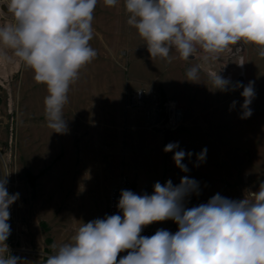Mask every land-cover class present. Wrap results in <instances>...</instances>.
I'll return each instance as SVG.
<instances>
[{"label":"rangeland","instance_id":"obj_1","mask_svg":"<svg viewBox=\"0 0 264 264\" xmlns=\"http://www.w3.org/2000/svg\"><path fill=\"white\" fill-rule=\"evenodd\" d=\"M0 8L7 12L6 5ZM8 19L0 15V22ZM126 21L123 0L112 8L99 0L90 41L97 56L70 85L64 134L47 126V90L32 71L0 61V175L8 174L7 190L19 193L21 201L20 218L11 222L31 228L25 235L32 245L24 249L51 250L53 244L70 242L83 222L103 218L108 190L123 174L133 186L152 190L156 182L170 179L178 185L185 175L195 179L200 194L188 198V207L216 193L243 199L264 181V58L256 47L232 46L219 60L201 64L200 79L190 82L186 69L201 63L198 58L184 61L173 51L171 63L152 59ZM219 70L233 84L254 82L250 118L240 119L243 88L213 89L209 73ZM138 89L146 92L134 105L131 97ZM234 100L238 103L230 111ZM169 102L181 117L175 129L166 126ZM170 142L193 153L182 161L188 172L175 165L172 152H164ZM204 149L205 160L196 166V154ZM160 228L178 230L171 220L154 223L155 232ZM13 257L21 264H46L31 252L16 251Z\"/></svg>","mask_w":264,"mask_h":264},{"label":"clouds","instance_id":"obj_2","mask_svg":"<svg viewBox=\"0 0 264 264\" xmlns=\"http://www.w3.org/2000/svg\"><path fill=\"white\" fill-rule=\"evenodd\" d=\"M120 0H103L106 7ZM99 0H4L10 17L0 22V61H14L30 69L36 83L46 87L44 113L53 132H67L64 106L70 85L97 51L93 39L94 12ZM126 23L145 41L152 59L171 63L170 53L181 60L201 63L186 69V79H200L201 64L217 61L232 46L250 44L264 58V0H123ZM243 65L244 63H239ZM221 70V69H220ZM218 72L209 73L213 89L228 92L243 88L240 119L253 114L254 82H233ZM238 101H232L229 110ZM164 152L173 153L175 165L193 153L179 142H170ZM206 149L196 154L197 165ZM7 175H0V264H21L5 244L10 235L9 208L19 193L9 194ZM243 199L216 193L206 203L188 207V198L200 194L199 182L187 175L178 185L169 179L156 182L151 195L123 189L118 212L82 223L70 242L53 244L46 264H264V181ZM173 221L175 233L160 228L143 236L148 225ZM122 252L126 255L118 256Z\"/></svg>","mask_w":264,"mask_h":264},{"label":"built area","instance_id":"obj_3","mask_svg":"<svg viewBox=\"0 0 264 264\" xmlns=\"http://www.w3.org/2000/svg\"><path fill=\"white\" fill-rule=\"evenodd\" d=\"M146 90L144 89H138L137 91H135L132 94V103L135 105L137 103H140L144 97ZM169 109H170V113L167 117V122H166V126H168L170 129H175L181 119L180 114H179V110L177 108H175V104L173 102H169ZM123 189H127V190H132L133 192L137 193V194H143L144 192L148 193L149 195L152 194L153 190L146 188V187H135L131 184L129 178L127 175L123 174L121 175L115 184H113L109 190H108V194H107V199H106V214L107 215H112V214H116L118 212L117 209V203L119 201L120 198V192ZM155 232L154 229V223L151 225H148L147 227L144 228V230L142 231L141 235L143 236H151L153 235ZM9 249V253L14 251V249L12 247H8ZM15 251H21V252H31L32 254H36L38 255V257H40L41 259H47V257L49 255H51L53 253V249L51 250H45L44 249H40L38 251H32L29 249H24V247H19L16 248ZM127 252H122L119 254L118 259L124 255H126Z\"/></svg>","mask_w":264,"mask_h":264},{"label":"crops","instance_id":"obj_4","mask_svg":"<svg viewBox=\"0 0 264 264\" xmlns=\"http://www.w3.org/2000/svg\"><path fill=\"white\" fill-rule=\"evenodd\" d=\"M112 186V185H111ZM110 186V187H111ZM20 199H18L14 204H13V209H12V215H11V208H9L10 211V219L8 221V223L10 224V235L8 236L7 240L5 241V244L7 245V247H12L14 249V251L10 252V255L13 256V254L16 252L15 249L19 248V247H23V246H29L31 247V243L32 241L29 240V237L27 238L25 233L31 230V228H27L23 225L20 224L19 221H16L15 219H13L14 217H18L20 218V213H21V207H20ZM11 217L12 218V222H11ZM170 220H168L169 222ZM168 227H170V223L167 224ZM34 232V229H32ZM35 245V244H33Z\"/></svg>","mask_w":264,"mask_h":264},{"label":"bare ground","instance_id":"obj_5","mask_svg":"<svg viewBox=\"0 0 264 264\" xmlns=\"http://www.w3.org/2000/svg\"><path fill=\"white\" fill-rule=\"evenodd\" d=\"M17 63H15V65H16Z\"/></svg>","mask_w":264,"mask_h":264}]
</instances>
